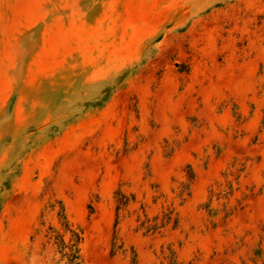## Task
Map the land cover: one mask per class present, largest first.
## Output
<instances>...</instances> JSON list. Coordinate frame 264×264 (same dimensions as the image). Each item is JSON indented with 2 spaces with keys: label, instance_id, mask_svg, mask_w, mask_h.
Returning a JSON list of instances; mask_svg holds the SVG:
<instances>
[{
  "label": "rangeland",
  "instance_id": "1",
  "mask_svg": "<svg viewBox=\"0 0 264 264\" xmlns=\"http://www.w3.org/2000/svg\"><path fill=\"white\" fill-rule=\"evenodd\" d=\"M63 213L84 264H264V0H0V264Z\"/></svg>",
  "mask_w": 264,
  "mask_h": 264
},
{
  "label": "trees",
  "instance_id": "2",
  "mask_svg": "<svg viewBox=\"0 0 264 264\" xmlns=\"http://www.w3.org/2000/svg\"><path fill=\"white\" fill-rule=\"evenodd\" d=\"M129 204V198L126 197L121 191L117 192V220L115 228L119 224L120 211ZM210 210V209H209ZM63 232L61 233L54 227L50 228L53 235L50 239H54V244L57 246L62 259L66 261L67 264H84L81 245L84 241L83 232L80 229L74 228L73 224L68 220L67 216L63 213L62 217ZM171 221V216H167L166 221L164 219L162 225L169 223ZM147 228V231H155L159 228L158 223L150 224L144 223L143 225ZM117 233V232H116ZM68 238V241L66 240ZM115 249V246H114ZM113 249V250H114Z\"/></svg>",
  "mask_w": 264,
  "mask_h": 264
}]
</instances>
